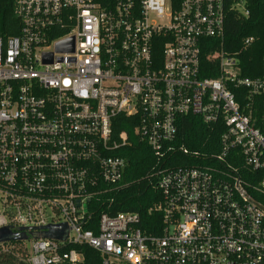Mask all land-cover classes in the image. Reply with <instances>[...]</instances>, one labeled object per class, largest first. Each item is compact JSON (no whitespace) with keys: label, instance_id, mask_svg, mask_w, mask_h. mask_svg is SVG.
I'll use <instances>...</instances> for the list:
<instances>
[{"label":"built area","instance_id":"built-area-1","mask_svg":"<svg viewBox=\"0 0 264 264\" xmlns=\"http://www.w3.org/2000/svg\"><path fill=\"white\" fill-rule=\"evenodd\" d=\"M230 11L249 15L246 0L16 2L19 34L0 36V229L27 239L0 254L22 244L18 264H86L88 249L101 264H264V206L249 192L264 194V179L240 174L264 171V72L245 77L215 49L217 76L202 77L203 44L224 41ZM187 115L224 126L219 152L157 170L148 223L103 211L130 184L117 118L135 119L162 159ZM60 226L65 239L43 237Z\"/></svg>","mask_w":264,"mask_h":264},{"label":"trees","instance_id":"trees-1","mask_svg":"<svg viewBox=\"0 0 264 264\" xmlns=\"http://www.w3.org/2000/svg\"><path fill=\"white\" fill-rule=\"evenodd\" d=\"M18 0H0V36L11 37L19 34L20 21L15 14ZM112 4L113 1L111 0ZM249 15H241L230 11L226 18V34L224 41L206 39L202 47V77H216L217 73L210 71L211 62L208 54L215 49H221L234 55L245 77L257 78L264 72V0H246ZM253 38L250 45L246 39ZM136 120L119 116L114 124V131L119 134L126 131L130 135L132 145L124 148L118 154L127 159L129 165L125 173L128 186L113 193L115 201L105 204L103 211L112 214L119 212L139 213L144 222L148 223L149 209L161 201V193L154 187L156 171L166 167H181L199 164L205 156L216 154L220 150V139L225 128L220 123L208 125L200 116L187 115L178 118V134L171 144L173 150L164 158L159 159L152 149L135 135ZM188 151V154L184 153ZM198 153V157L195 155ZM241 176L251 184H257L264 179V171L252 172L241 169ZM252 197L264 206V194L249 189ZM15 254H0V264H18L15 256L22 253V244L15 245ZM86 264H101L97 253L86 251Z\"/></svg>","mask_w":264,"mask_h":264},{"label":"water","instance_id":"water-1","mask_svg":"<svg viewBox=\"0 0 264 264\" xmlns=\"http://www.w3.org/2000/svg\"><path fill=\"white\" fill-rule=\"evenodd\" d=\"M73 50V46L70 47ZM68 235V230L65 226L53 227L50 231L43 234L44 238H56V239H65ZM36 239L39 238V235H34ZM26 236L23 234H14L7 228L0 229V244L10 241H24Z\"/></svg>","mask_w":264,"mask_h":264},{"label":"bare ground","instance_id":"bare-ground-1","mask_svg":"<svg viewBox=\"0 0 264 264\" xmlns=\"http://www.w3.org/2000/svg\"><path fill=\"white\" fill-rule=\"evenodd\" d=\"M6 37V36H5Z\"/></svg>","mask_w":264,"mask_h":264}]
</instances>
